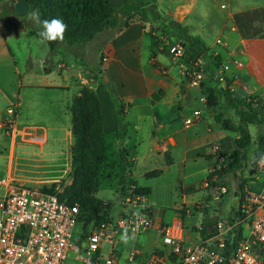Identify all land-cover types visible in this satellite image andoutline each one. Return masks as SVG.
Listing matches in <instances>:
<instances>
[{
	"label": "rangeland",
	"instance_id": "374dc122",
	"mask_svg": "<svg viewBox=\"0 0 264 264\" xmlns=\"http://www.w3.org/2000/svg\"><path fill=\"white\" fill-rule=\"evenodd\" d=\"M12 1L13 0H0V26L4 33L6 45L11 51L17 65L21 81L24 84L29 83L30 86H34H28L26 91H21L20 101L23 102L21 107L22 119L31 126L40 127L26 126L21 128L20 126H14L11 132H9V128H1L0 142L5 138L6 140L2 141L3 144L7 142L14 144V151H12L14 174L10 175L16 179V182L21 183L25 187L50 188L53 186L54 192H60L65 185L70 183V147L73 142L70 127L67 126L64 120H62L61 125L54 128V130L50 127V124L55 117H62V114L66 115L64 116L65 118L70 117L68 112L70 99L77 95L75 92L79 90L80 86H87L94 92L98 99L100 115L102 113L103 128L105 130L103 131L105 134V142L108 144V150L100 169V186L95 192V196L111 204L107 211L106 219L115 220L125 209V205L121 200L123 195L120 196L117 190L118 186L116 185L115 174L116 152L123 142L119 141L116 135L117 128H115V119L118 120L119 114L116 108L118 105L122 106L124 109L122 121L129 124L126 128V135L129 136L127 145L133 144V140L136 142L143 141L144 144L147 122L145 120L139 122L137 134H133L131 123L138 119L140 115L144 114L143 111L145 108L134 105V103L131 106L132 101H129L127 98L132 97V95L138 91L137 86L140 87L138 83V74L136 73H140V71L144 69L145 72L148 70L156 72L155 68L144 64L146 54L145 48L148 42L150 45H154L151 55L156 56L157 62L162 65V67L165 69L170 67L172 68L171 71L183 68L185 65L184 61L181 60L180 57L172 61L165 47L166 42L169 44L178 42L177 33L170 29L164 35L158 28V33L154 37L155 43L154 39L148 35H143L141 37L137 36L134 41V47L127 50L128 62L126 68L121 67L116 61L110 62L109 65H107L104 57L110 52L109 42L100 45L94 42L92 45H78L74 48H72V46L59 44L57 50L51 53L45 43H41L39 38L31 34V31L34 32L37 30V27L28 19V15L31 12L16 15V21L9 19L8 15H2V8L9 9L12 5ZM119 1L121 0H108V3L111 7H117L120 3ZM221 4L224 5V8L220 7ZM263 4L264 0H195L194 7L188 15L187 21L191 24H195L193 32L196 36L201 37L208 33V24L223 19L227 10L233 11ZM163 18L166 19L164 16ZM152 30V28L149 29L148 34H150ZM216 55L217 54L211 50H206L205 52L196 51L192 54L190 60L187 61L185 67L189 65V62L198 60L202 62L203 70L205 74H207L211 67L214 68L218 65L214 66L212 61V57ZM60 63L64 64L65 67L59 65ZM44 69L50 70H48L49 72H45ZM157 70L159 72L158 77L164 76V73L161 72L159 68H157ZM75 71H77L78 75L74 77L72 74H75ZM25 73L29 75L27 78L24 76ZM48 73H50L48 79L67 85L68 90L50 91L35 86L37 83H41L40 76ZM106 74L113 81L117 83L120 82L117 86V92L118 95H121V99L118 102L115 98L109 96L114 90L113 84L108 83L109 79ZM103 75L106 76V80H104ZM147 75H149L148 72ZM177 81L178 93H180L181 89L184 90L182 74ZM223 83L213 81L208 74L201 80L198 87H188L185 89V97L171 104L172 110L177 114L173 120L180 123L179 126L183 127L181 125L182 117L190 115L193 108L198 107L200 110L205 108L206 112L210 114V116L207 114L204 115L205 120L212 127L211 134L213 141H218L226 145L227 140H224V136H229V138L233 140L234 134L231 131L220 129L219 126L213 124L212 121L213 113L217 111L221 112L224 117H231L234 121L236 120V116L233 112L224 105L223 97L218 96V103L212 109L206 108L205 102L200 103L198 100V96L204 95L203 92L206 88H213V90L216 91ZM233 85H236V83ZM158 88L156 84L151 86L153 92H156ZM233 92H235V90ZM25 101L27 102V107H25ZM154 104L155 106H153L152 109L154 112L156 111V117H158L161 108L157 103ZM195 126L193 128H195ZM248 130L251 132L252 139L246 146V160L240 172L224 175L220 180V184L214 187L206 183L204 184L205 176L197 177L189 183L190 185L186 188L180 187V181H178L177 186H175V193L195 195L196 199L194 200L199 201V205L197 206L192 204L187 209L178 208L179 211L177 210L180 216H187L185 221H183V230L186 235H188V233L193 235L190 231L196 229L194 226L201 222L204 215H215V218L218 217L221 220H228L231 213L236 209L237 196L234 195V191L236 190L238 181L242 183V187L245 186L254 189H258L259 186L263 185L264 158L258 156L255 162L252 161L255 156L256 128L249 125ZM16 145L25 147H17L19 152L16 153ZM39 146H41L40 149ZM5 150V147L2 148L0 146V155L3 154ZM226 153L227 152H222L223 155ZM130 154L131 156L134 155L132 150H130ZM135 163L137 164L134 170L137 172L142 169V167L157 168L161 162L158 157H152L140 163L138 158H136ZM224 163V161H217L212 166L218 165L223 167ZM203 164L205 165V162L201 164V167ZM239 175H241L240 178L238 177ZM220 187H224L225 192L219 197ZM174 192L164 179L158 181V185L152 192L155 203L151 205L153 214L158 211L159 216H164L165 218L170 216L171 211L169 209H171L170 207L175 201ZM185 210L189 211L190 215H187ZM92 229L89 223L84 221L76 222L73 228V236L79 242L80 247L84 248L86 236ZM130 240H128V242ZM126 243L127 241L125 244ZM100 250L101 253L105 255L106 245L102 244ZM76 255L77 253L74 251L68 252L62 264H83L80 260L75 258Z\"/></svg>",
	"mask_w": 264,
	"mask_h": 264
},
{
	"label": "crops",
	"instance_id": "0c3cea01",
	"mask_svg": "<svg viewBox=\"0 0 264 264\" xmlns=\"http://www.w3.org/2000/svg\"><path fill=\"white\" fill-rule=\"evenodd\" d=\"M132 1L137 4H143L149 9L154 10L155 12H157L159 18L161 19H164V16L166 19L177 22L180 26L186 29L189 35L196 36L193 32L195 24H191L189 23V21H187V17L194 7L195 0ZM119 2L120 5L122 3V0ZM261 6H264V4L233 11L227 10L223 19L213 21L208 24L207 34H205L204 36L202 35L201 37H196L205 44L207 50H211L215 54H217L220 57L221 62L225 61L226 59L232 58H237L238 60H240L241 65L239 67H231L226 74V77L230 82L228 85V89L236 90L237 88H242L247 92V95H249L253 99H261L262 104L264 105V38L256 36L250 38L241 37L234 25L232 17V15L236 12L251 10ZM220 7L224 8V5L221 4ZM10 8H12V5ZM12 14L13 12L9 13L8 18ZM151 28L153 30L152 32H150V34H148V30ZM157 33V21L152 19L150 16H148L147 19L143 22L135 21L129 23V25L122 32L115 35V37L109 41L110 52L106 57H104L105 62L107 63V65H109L110 62L116 61L121 67L126 68V64L128 62L127 50H130V48L134 47V41L137 36L141 37L143 35H148L154 39L155 43L154 37ZM217 38H221L220 43L215 42ZM153 46L150 45L149 42L146 45L144 64L155 68L156 72L149 70L145 72L144 69L140 71V73H136L138 74V83L140 87L137 86L138 91L134 93L132 97L127 98L129 101H132L131 106L134 103V105L145 108L143 111L144 114L140 115L138 119L132 121L131 123V130L133 131V134H137L139 130V122L144 120L147 122V127L145 130V143L143 144V141L136 142L133 140V144L128 146L127 141L129 136L127 135L123 141V145L130 148V150H132L134 154L133 156H131L132 165L129 170V177L135 180L138 185L147 186L149 188V193L144 196L145 200L150 205L155 204L152 192L158 185V181L160 179H164V181L168 183L169 187L172 188L173 192L175 186H177L178 181H180L179 185L181 188H186L190 185L189 183H191L197 177L205 176V184L207 173L211 169L212 165L218 161V158H222L223 161L226 162V159L222 155V152L233 150V140H231L229 136H224V140H227L226 145H223L218 141H213V137L211 134L212 127L205 120V115L207 114L208 116H210V114L209 112H206L205 108L203 110H200L198 107L193 108L200 110L201 118L199 121L189 127H181L179 126L180 123L173 120V118L176 117L177 114L172 110L171 104L176 103V101L182 100L185 97L184 90L188 88L183 84L184 90L181 89V92L178 93L177 80L184 68H179L178 70L171 71L172 68L170 67L166 69L162 67V65L157 62L156 56L151 55V53L153 52ZM74 47L76 46H72V48ZM59 65L65 67V65L62 63H60ZM157 68H159L161 72L164 73V76L158 77L159 72ZM48 70L50 69H44L45 72H49ZM75 72V74H72V76L74 77L78 75L77 71ZM147 72L149 73V75H147ZM49 74L50 73L40 76L41 83H37V85L35 86H39L50 91L68 90L67 85L59 83L58 81H53L52 79H48ZM24 76L27 78L29 75L28 73H25ZM107 77L109 79L108 83L113 84L114 90V94H110L109 96L112 98L117 97L121 99V95H118L117 92V86L120 82L117 83L113 81L108 75ZM234 83H236V85H233ZM154 84L159 87L158 89L162 90V94L159 95L160 97L158 96L157 99L151 100L150 94L153 92L151 86H153ZM28 86H30L29 83L24 84L20 79L17 65L11 51L6 45L4 33L0 26V130L1 125L3 123L6 124L7 122L10 123L9 125H12L13 127H40L29 125L28 122L24 121L21 116V107L23 104V102L20 101L21 91H26ZM72 86L76 87L75 85ZM30 87L34 86L31 85ZM77 93L78 91L75 92V94ZM71 99L68 104V112ZM154 103L160 105L161 108L158 117H156V111L154 112V110L152 109L153 106H155ZM25 104V107H27L26 101ZM6 109H10V113H7ZM64 116L66 115L62 114V117H55L53 122L50 124V127H52L54 130V128L61 125L62 120H64L67 123V126L70 127V117L65 118ZM101 122L103 128L104 126L102 113ZM213 124L218 126V124H216L214 121ZM115 126V128H118L117 119H115ZM194 126L195 128H193ZM103 131H105L104 128ZM233 134L235 138L236 134ZM249 134L251 136V132H249ZM4 140L6 139L3 138L2 141ZM2 141L0 142V146L2 148L5 147L6 150L3 154L0 155V176H7L14 179V177H11L10 175L14 174L12 159L14 144H12L11 142L3 144ZM17 147L19 148L25 146L16 145V153L19 152ZM40 147L41 146H39V149ZM164 151L168 153V156L171 159V163L169 165H166L164 162L162 154ZM152 157H158L159 161L161 162L157 168L142 167V169L135 172L134 167L137 164L135 163L136 158H138L140 163L145 159H151ZM204 162L205 165L203 164L201 167V164ZM152 169H160L161 173L156 177L145 179L143 177V174L146 171ZM14 180L16 181V179ZM220 195L221 192L219 194V197ZM194 199H196L195 195H186L184 193L176 192L175 201L170 207L171 209H169L171 211L170 216L165 218L164 216H159L158 211L155 213L157 224H167L177 221L181 223L183 228V221H185L187 216H180L177 210L178 208L187 209L192 204L194 205L196 203H199L198 200ZM234 213L235 212L231 213L228 219L234 217ZM214 216L215 215H205L206 218H214L210 223H215V221L219 219L218 217L215 218ZM201 222L197 223L194 226V228H196L195 230L190 231L193 235H190L189 233L188 235H186L183 230V240L185 243L192 244L203 237L200 236L199 231ZM209 232L212 233L213 228L211 231L209 230ZM128 240L130 241L128 242ZM126 241L128 244H125ZM114 249L116 255V264H143L145 257L149 256L151 253L158 252L162 255L168 254V249L160 244L157 231L153 228H149L135 234L119 233L115 237ZM130 251L134 252L135 258L132 262H126L125 258ZM168 257L171 259V255H168Z\"/></svg>",
	"mask_w": 264,
	"mask_h": 264
},
{
	"label": "trees",
	"instance_id": "16d2710c",
	"mask_svg": "<svg viewBox=\"0 0 264 264\" xmlns=\"http://www.w3.org/2000/svg\"><path fill=\"white\" fill-rule=\"evenodd\" d=\"M27 5L26 12L39 9L42 19L51 20L59 18L67 25L65 40L63 43L45 42L48 50L54 53L59 44L65 46L92 45L97 42L105 44L112 40L115 35L122 32L129 23L143 22L150 16L157 21L158 28L164 35L168 30L177 33V41L183 46V55L180 57L184 61L185 68L187 61L196 51L205 52V44L196 36L189 35L186 29L177 22L169 19L159 18L157 12L149 9L143 4H137L132 0H122L118 7H111L108 0H23ZM13 12L12 8H2V15L6 16ZM233 22L239 34L243 38L262 37L264 38V6L236 12L232 15ZM31 34L37 38V32ZM218 55L212 57L213 65L220 62ZM212 68L208 73L212 72ZM229 80L224 78V83L216 91L213 88L204 90L205 106L208 109L214 108L218 103V96L223 97L224 105L236 116L234 121L231 117H224L221 112L213 113V121L221 129L231 131L236 134L233 139V150L222 154L226 159L223 167L214 166L208 171L206 176L207 185L214 187L220 184V180L226 174L240 172L246 160V146L250 143L251 136L247 129L248 125L256 128L255 150L264 158V105L261 99H253L249 95L243 98L233 96V90L228 89ZM111 94H114L111 92ZM162 94V90L150 94L151 100L157 99ZM116 101H120L115 97ZM70 112V133L73 142L70 147V183L65 185L60 192H54L53 186L50 188H38L42 192L53 193L58 200L69 205L78 206V216L80 220L98 226L107 221L106 215L111 204L95 196V192L100 186V169L103 165L108 144L105 142V134L102 130L100 107L94 92L87 86H80L77 95L72 97L69 106ZM118 128L116 131L119 141H124L126 128L129 125L122 121L124 109L121 105L117 107ZM163 159L166 165L171 163L168 153L164 151ZM130 149L122 144L116 152V185L121 195L127 193L147 195L149 188L140 186L135 180L129 177V170L132 165ZM161 173L160 169H152L143 174L145 179L153 178ZM214 176V177H213ZM241 175L238 177L240 178ZM222 186V185H221ZM242 189V183L236 184L234 195L237 196ZM225 192V190H224ZM222 192L221 194H223ZM233 218V217H232ZM231 218V219H232ZM214 218H206L200 224L199 231L203 238L211 235L208 224ZM241 227L234 229V234L229 243L225 245L228 249L234 248L241 234Z\"/></svg>",
	"mask_w": 264,
	"mask_h": 264
},
{
	"label": "built area",
	"instance_id": "2783aa9c",
	"mask_svg": "<svg viewBox=\"0 0 264 264\" xmlns=\"http://www.w3.org/2000/svg\"><path fill=\"white\" fill-rule=\"evenodd\" d=\"M215 42L220 43L221 38ZM165 45L172 61L183 55L181 43ZM240 65L237 58L226 59L205 74L202 62L194 60L181 74L186 87H198L208 74L213 81L223 83L229 69ZM198 100L204 103L205 95L198 96ZM6 112L10 113V109ZM200 118V110L192 109L190 115L182 117L181 125L189 127ZM9 124L3 123L1 128H9L11 132L13 126ZM218 162L223 159L218 158ZM220 192H224V187H220ZM121 200L125 209L115 220L98 226L89 223L93 229L82 248L73 236L76 222L83 221L76 204L69 205L53 193L0 176V264H62L70 251L76 252L75 258L83 264H116L115 237L149 228L157 231L168 254L151 253L143 264H264V183L258 189L242 187L234 217L216 220L211 235L192 244L184 242L181 223L157 224L156 214L144 195L127 193ZM237 226L241 227L242 237L234 248L227 250L225 242L229 243ZM102 244L106 245L105 255L100 250ZM134 258V252L130 251L125 260L132 262Z\"/></svg>",
	"mask_w": 264,
	"mask_h": 264
},
{
	"label": "clouds",
	"instance_id": "9594fccd",
	"mask_svg": "<svg viewBox=\"0 0 264 264\" xmlns=\"http://www.w3.org/2000/svg\"><path fill=\"white\" fill-rule=\"evenodd\" d=\"M28 19L39 29L37 36L41 43L64 42L67 25L63 20L59 18L42 19L39 9H33L28 15Z\"/></svg>",
	"mask_w": 264,
	"mask_h": 264
},
{
	"label": "water",
	"instance_id": "95a60500",
	"mask_svg": "<svg viewBox=\"0 0 264 264\" xmlns=\"http://www.w3.org/2000/svg\"><path fill=\"white\" fill-rule=\"evenodd\" d=\"M26 10H27V5L23 0H14L12 2L13 14L10 15L9 17L13 21H16L15 15H21V14L25 13ZM103 78H104V80H106L105 76H103ZM233 96L240 99V98L246 97L247 92L242 88H237L235 90V92L233 93ZM258 156H260V153L258 152V150H255V156L253 157L252 161L255 162L257 160ZM213 226H214V222L208 224V229L211 231ZM200 236H202L201 232H200Z\"/></svg>",
	"mask_w": 264,
	"mask_h": 264
},
{
	"label": "flooded vegetation",
	"instance_id": "af4514ba",
	"mask_svg": "<svg viewBox=\"0 0 264 264\" xmlns=\"http://www.w3.org/2000/svg\"><path fill=\"white\" fill-rule=\"evenodd\" d=\"M9 19H11L10 17H9ZM12 20V19H11Z\"/></svg>",
	"mask_w": 264,
	"mask_h": 264
}]
</instances>
